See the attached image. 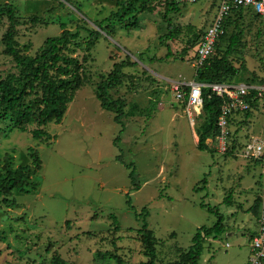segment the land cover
<instances>
[{"label": "rangeland", "instance_id": "obj_1", "mask_svg": "<svg viewBox=\"0 0 264 264\" xmlns=\"http://www.w3.org/2000/svg\"><path fill=\"white\" fill-rule=\"evenodd\" d=\"M129 1L0 0V9H16L15 41L23 55L34 56L46 38L59 36L60 24L72 33L80 27L69 46L75 50L66 53L82 62L88 78L61 123L42 127L48 138H32L35 124L21 132L0 121V168L32 166V153L40 159L34 192H13L8 199L14 207L0 197V264L145 263L137 234L145 223L155 240V263L178 264L195 231L216 222V210L209 213V208L224 216V233L204 238L198 264L248 262L257 230L250 208L262 191L264 172L259 163L239 157L238 148L251 138L264 139L261 109H252L247 119L244 113L231 116L228 128L237 141L230 155L211 146L199 151L195 132L203 114L191 123L173 92L174 84L195 81L194 39L210 25L217 1L179 6L163 18L162 2L142 0L132 15L117 18L119 4ZM254 14H232L218 50L242 31L227 59L238 70L231 81L259 86L264 24ZM8 25L0 14V80L17 74L1 44ZM87 30L98 33L89 51ZM169 31L173 38L167 40L163 36ZM120 62L130 65L122 70L121 85L109 92L110 100L124 103L116 123V113L100 107L96 87ZM131 104L140 113L128 115Z\"/></svg>", "mask_w": 264, "mask_h": 264}, {"label": "trees", "instance_id": "obj_2", "mask_svg": "<svg viewBox=\"0 0 264 264\" xmlns=\"http://www.w3.org/2000/svg\"><path fill=\"white\" fill-rule=\"evenodd\" d=\"M141 1L130 0L128 3H120L115 15L121 20L125 16L132 15ZM159 1L165 7L163 18L171 11L175 12L178 10L179 5L169 2V0ZM142 10L152 11V9L145 7ZM244 10L250 11V9L240 7L239 9L230 10L229 14L225 17L222 22V33L216 41L214 53L204 60L195 71L196 83L238 84L231 81L237 75L238 70L227 59L239 42L242 31H238L228 38V45L224 51H219L218 46L227 40L228 26L232 14L237 16ZM0 14H5L9 24L1 39V44L4 48L3 54L12 59L17 70V74L10 73L0 80V121H8L13 128L21 132L26 131L27 125L35 124L37 128L31 131L32 138L36 140L48 138V134L42 127L50 123H61L68 104L73 100L74 93L88 79L83 74L82 62L66 53L75 50V47L69 50V46L73 40L79 38V30L81 28L76 26L75 32L72 33L67 29L66 24H60L61 33L59 36L46 38L34 56H26L21 54L15 41L16 28L19 25L15 16L16 9L8 5L0 9ZM255 16L259 17L258 15ZM98 26L101 28V24ZM124 26L127 27V24ZM87 32L89 41L85 43V49L89 51L94 46L98 33L97 31L88 30ZM202 34L203 31L196 36L194 41H198ZM163 37L167 40L172 39L173 32L169 31ZM163 37H159V39L161 40ZM72 45L77 46L76 43ZM181 53L185 54L186 49H182ZM168 55H170L169 49ZM129 65L125 62L114 64L109 74L96 87V98L100 103V107L103 110L115 112L114 121L116 123L124 115L122 111L124 103L119 99L110 100L109 92L121 85L123 78L122 70ZM260 84H264V77L260 81ZM182 90L185 93L188 92V88L184 87ZM201 98L202 111L199 116L203 114L204 121L198 125L195 132L197 136L196 148L199 151H205L209 148L206 140L218 133L216 120L222 105L226 102V98L213 94L209 88L201 89ZM182 103L185 106V100ZM250 105L252 109L257 108V100L250 101ZM151 107H153L152 104ZM136 112L140 113L137 110L136 104H131L128 108V115H134ZM144 112L146 115H149V111L145 110ZM243 113L247 119L251 115V110ZM234 136L235 134L230 131L229 138L231 139V145L225 153L227 155L236 150L235 144L237 139ZM117 140L118 138L115 141ZM31 158L32 166L18 167L16 169L10 167L0 168V197H3L2 202L8 206H15L8 199L13 192L29 194L37 188V183L32 181V177L34 175V168L39 167L40 159L34 153H32ZM133 174L134 171L132 170L129 177L131 178ZM261 187L264 189V181L261 183ZM229 198L230 196L224 200V203L228 206L230 203ZM256 200V205L250 208L255 217L258 216L259 211V196H257ZM127 203L129 204V200ZM201 207H204V205H201ZM214 210H216V222L211 227L202 226L195 231L192 237V244L184 256L185 260L178 264H198V260L202 254V242L204 238L216 239L224 233V216L219 214L217 209L209 208L208 212L214 213ZM137 234L143 248V255L148 259L147 262L141 264H156L155 240L151 231L147 229L146 223L137 231Z\"/></svg>", "mask_w": 264, "mask_h": 264}, {"label": "built area", "instance_id": "obj_3", "mask_svg": "<svg viewBox=\"0 0 264 264\" xmlns=\"http://www.w3.org/2000/svg\"><path fill=\"white\" fill-rule=\"evenodd\" d=\"M203 0H169V2L183 5H193ZM217 8L215 16L210 25L203 31V34L197 41L194 50L195 61L192 65L196 68L202 64L209 56L214 53L216 41L222 33V22L232 9L252 10L258 15L264 24V0H216ZM188 88L184 92L183 88ZM209 88L211 92L219 97H225L226 102L222 105L220 113L216 120L218 133L214 137L206 140V144L215 149L219 154H224L231 145L229 120L232 115L251 110L250 101L257 100V108L260 107L264 117V84H196L176 83L173 87L177 100H185L184 113L192 123L195 116H199L202 111L201 89ZM186 97V99H185ZM238 156L245 160L258 162L264 172V139L251 138L238 148ZM259 211L257 216V230L252 237L249 245V258L247 264H264V189L259 195Z\"/></svg>", "mask_w": 264, "mask_h": 264}, {"label": "clouds", "instance_id": "obj_4", "mask_svg": "<svg viewBox=\"0 0 264 264\" xmlns=\"http://www.w3.org/2000/svg\"><path fill=\"white\" fill-rule=\"evenodd\" d=\"M194 83H196V82L194 81ZM196 84H199V83H196ZM238 84H240V83H238Z\"/></svg>", "mask_w": 264, "mask_h": 264}, {"label": "crops", "instance_id": "obj_5", "mask_svg": "<svg viewBox=\"0 0 264 264\" xmlns=\"http://www.w3.org/2000/svg\"><path fill=\"white\" fill-rule=\"evenodd\" d=\"M195 138H197V137H195ZM196 141H197V139H196ZM253 232H255V230Z\"/></svg>", "mask_w": 264, "mask_h": 264}]
</instances>
